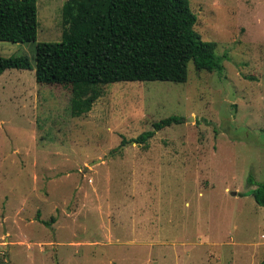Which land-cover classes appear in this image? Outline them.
<instances>
[{
  "label": "rangeland",
  "instance_id": "374dc122",
  "mask_svg": "<svg viewBox=\"0 0 264 264\" xmlns=\"http://www.w3.org/2000/svg\"><path fill=\"white\" fill-rule=\"evenodd\" d=\"M66 1L38 0L36 41H0L32 63L0 74V264H261L264 0H190L225 70L102 85L79 117L70 87L36 80Z\"/></svg>",
  "mask_w": 264,
  "mask_h": 264
},
{
  "label": "trees",
  "instance_id": "16d2710c",
  "mask_svg": "<svg viewBox=\"0 0 264 264\" xmlns=\"http://www.w3.org/2000/svg\"><path fill=\"white\" fill-rule=\"evenodd\" d=\"M63 14L62 39L37 44L36 80L70 87L74 117L92 109L102 85L186 82L191 62L198 70H225V56L215 53L217 44L203 40L195 29L198 17L190 0H67ZM38 24V0H0V41H36ZM13 68L31 69L29 56L0 55V74ZM182 119L172 115L154 122L134 141L147 143ZM250 182H256L254 175ZM252 194L264 206V182Z\"/></svg>",
  "mask_w": 264,
  "mask_h": 264
},
{
  "label": "water",
  "instance_id": "95a60500",
  "mask_svg": "<svg viewBox=\"0 0 264 264\" xmlns=\"http://www.w3.org/2000/svg\"><path fill=\"white\" fill-rule=\"evenodd\" d=\"M186 120L190 121V120H192V117H191V118H188V119H186Z\"/></svg>",
  "mask_w": 264,
  "mask_h": 264
}]
</instances>
